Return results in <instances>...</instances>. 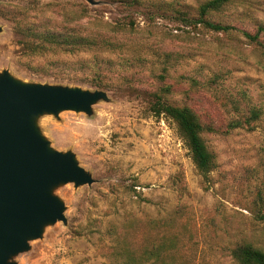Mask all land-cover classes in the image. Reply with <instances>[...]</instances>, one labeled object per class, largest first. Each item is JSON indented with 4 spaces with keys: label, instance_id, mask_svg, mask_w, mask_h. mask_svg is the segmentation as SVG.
<instances>
[{
    "label": "rangeland",
    "instance_id": "1",
    "mask_svg": "<svg viewBox=\"0 0 264 264\" xmlns=\"http://www.w3.org/2000/svg\"><path fill=\"white\" fill-rule=\"evenodd\" d=\"M93 1L0 0V71L24 82L106 94L92 104L91 115L62 110L35 117L49 145L73 153L94 181L54 186L65 222L45 225L11 259L120 264L103 254L112 243L110 231L130 221L139 236L150 218L158 222V234L159 223L177 232L174 264H235L229 251L240 241L264 250V220L255 214L264 204V32L263 47L243 34L264 23V0H229L212 10L211 20L232 26L227 33L181 21L197 17L207 0ZM16 10L25 23L75 24L78 33L109 37L115 45L52 55L57 67L92 60L90 68L71 70V77L54 75L49 66V73L31 69L9 19L19 16ZM165 86L167 100L190 106L214 129L203 133L214 155L205 179L174 122L149 109L150 94ZM252 111L258 115L251 117Z\"/></svg>",
    "mask_w": 264,
    "mask_h": 264
},
{
    "label": "water",
    "instance_id": "2",
    "mask_svg": "<svg viewBox=\"0 0 264 264\" xmlns=\"http://www.w3.org/2000/svg\"><path fill=\"white\" fill-rule=\"evenodd\" d=\"M105 98L100 89L24 82L0 71V264H18L11 257L26 250L28 240L47 224L65 222L54 186L94 181L73 153L49 145L35 117L62 110L91 115L92 104Z\"/></svg>",
    "mask_w": 264,
    "mask_h": 264
},
{
    "label": "trees",
    "instance_id": "3",
    "mask_svg": "<svg viewBox=\"0 0 264 264\" xmlns=\"http://www.w3.org/2000/svg\"><path fill=\"white\" fill-rule=\"evenodd\" d=\"M228 1L207 0L200 4L197 17L192 19L182 16L180 19L187 25L200 24L204 28L227 33L232 26L211 20L208 14L212 10L219 9ZM22 13V11L16 10L13 14L19 16L9 15V19L13 22V32L20 45V55L28 58L25 63L31 69L47 72L46 69L49 66V69L54 71L51 72L52 74L71 77V70L90 68L92 60L80 57L70 66L63 64L61 67H57L55 64L58 59L52 58V55L56 56L60 53L78 55L93 47L109 48L115 45V42L109 37L78 33L75 24H63L60 28H41L40 24L25 23L22 20ZM261 32H264V23L258 25L254 33L243 32V34L250 42L262 46L259 40ZM34 57L39 60L35 61ZM54 77L58 78L59 76ZM92 81L95 85L100 84ZM169 91V86H165L160 91L152 92L149 109L153 115H162L174 122L197 172L205 179L214 166V155L209 150L203 133L213 132L214 129L203 124L198 114L190 106L178 105L167 100L165 94ZM257 115V111H252L251 117ZM234 125H240V122H236ZM255 214L258 219L264 220L263 203L256 205ZM146 225V229L139 236L134 232L135 228L130 221H126L120 227H113L109 233L112 243L105 246L103 254L111 262L120 264H174V256L179 252L177 232L171 231L165 223H159L162 230L158 234L156 231L158 222L151 218ZM229 254L235 264H264V250L249 241L235 243L230 248Z\"/></svg>",
    "mask_w": 264,
    "mask_h": 264
}]
</instances>
